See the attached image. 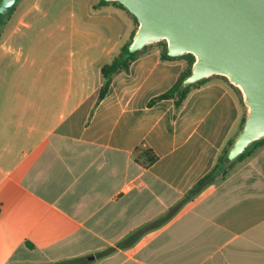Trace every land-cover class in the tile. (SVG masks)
<instances>
[{
    "label": "crops",
    "instance_id": "crops-1",
    "mask_svg": "<svg viewBox=\"0 0 264 264\" xmlns=\"http://www.w3.org/2000/svg\"><path fill=\"white\" fill-rule=\"evenodd\" d=\"M94 1L17 0L0 24V264H264V144L190 192L241 128L239 88L150 102L186 63L151 44L99 98L132 24Z\"/></svg>",
    "mask_w": 264,
    "mask_h": 264
},
{
    "label": "water",
    "instance_id": "water-1",
    "mask_svg": "<svg viewBox=\"0 0 264 264\" xmlns=\"http://www.w3.org/2000/svg\"><path fill=\"white\" fill-rule=\"evenodd\" d=\"M116 1L138 21L130 52L165 40L169 55L194 56L183 86L223 75L239 88L246 112L223 166L264 139V0ZM16 2L0 0V24Z\"/></svg>",
    "mask_w": 264,
    "mask_h": 264
},
{
    "label": "trees",
    "instance_id": "trees-1",
    "mask_svg": "<svg viewBox=\"0 0 264 264\" xmlns=\"http://www.w3.org/2000/svg\"><path fill=\"white\" fill-rule=\"evenodd\" d=\"M108 5L120 10L131 21L132 30L130 33L129 40L125 44H123L121 46V48L119 49V51L116 52L111 57V59L107 63H105L101 68V74L103 77V84L99 90V98H102L104 96V94L106 93L108 86H109V83H110V80H111V77L114 73L121 71V70H127L129 63L136 56L143 53L149 45L155 44V45L159 46L161 49L160 56L162 59H168V60L183 59V60H185L186 63H185V67H184L183 71L181 72V74L179 75L176 83L171 88H169L166 92H164V93L160 94L159 96L153 98L150 102H153V101H156L159 99H163V98H173L174 102H175V106L178 107L181 104V102L183 101V99L185 98V96L187 95L190 88L194 85L202 83L205 80V78H203V79H200L194 83H190L186 86L182 85L183 79L190 73V68H191V65L194 61V56L191 53H185V54H182L179 56L169 55L167 52V46H166L165 40H159L157 42L147 44L142 49L130 52L128 49V45L130 44L132 37H133V34L137 29L138 21H137L136 17L122 3H120L119 1H116V0H114V1L95 0L92 7H93V9H100L103 6H108ZM13 9H14V6L9 11V13L4 17V19L13 11ZM220 76H222L224 79L228 80L225 76H223V75H220ZM233 87H235V86H233ZM236 90L239 92V90L237 88H236ZM243 120H244V116L242 118V122H243ZM232 140L233 139L229 140L227 145L223 148L221 154L218 156L217 162L215 163L214 167L197 182V184L190 190V192H193L194 190L200 188L201 186H203L205 184L211 183L212 181H214V179L218 173L225 171V169L227 167H229L230 165H232L234 162H236L237 160H241L242 158L247 156L252 151L253 148L264 144V139L254 142L245 152L240 154L228 166H223V162L226 160L227 149H228L230 143L232 142ZM140 156L144 158L143 162L145 164L152 163L156 158V156L150 150H145L144 152H142L140 154Z\"/></svg>",
    "mask_w": 264,
    "mask_h": 264
},
{
    "label": "rangeland",
    "instance_id": "rangeland-1",
    "mask_svg": "<svg viewBox=\"0 0 264 264\" xmlns=\"http://www.w3.org/2000/svg\"><path fill=\"white\" fill-rule=\"evenodd\" d=\"M236 163H237V161L234 162L229 167H227L225 169V171L218 173L217 176L215 177V180L214 181H219V180L223 179L224 177H226V175L234 168V166L236 165Z\"/></svg>",
    "mask_w": 264,
    "mask_h": 264
}]
</instances>
